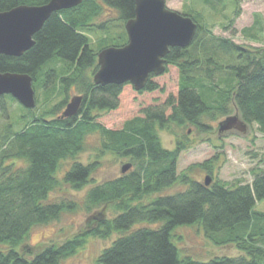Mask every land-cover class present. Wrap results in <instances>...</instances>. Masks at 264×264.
<instances>
[{
  "label": "trees",
  "instance_id": "1",
  "mask_svg": "<svg viewBox=\"0 0 264 264\" xmlns=\"http://www.w3.org/2000/svg\"><path fill=\"white\" fill-rule=\"evenodd\" d=\"M49 1L0 0V11ZM103 6L117 10L123 29L126 21L135 17V0H83L76 7L52 13L34 35L35 44L21 56L0 53V72L27 73L33 77L37 102L40 89L48 103L56 95L63 96V100L40 115L20 103L28 114L23 115L25 125L20 129H15L13 123L0 126V242L8 245L7 250H0V264H61L76 254L88 237L107 239L114 232L121 235L103 249L96 264H264V212L256 208L258 201L264 199V169L254 172L252 182L237 180L231 184L215 179L209 186L180 175L178 160L188 144L187 137L172 129L173 124L187 130L188 125L210 129L202 118L217 112L229 116L228 104L233 100L241 120L246 125L256 124L264 134V50H252L217 36L194 19L198 31L192 44L172 47L166 71L152 74L143 89L136 90L131 83L97 85L92 75L98 70V53L102 48L92 47L89 32L97 30L94 21ZM234 21L231 19L230 23ZM112 23L109 20L98 27L110 30ZM252 27L264 31L260 14ZM201 30L205 31L203 37ZM59 63L62 66L57 67ZM169 66L179 72L176 94L167 93L162 82ZM74 90L84 96L80 111L62 118L59 112L69 101V91ZM201 90L208 91L210 103L203 99ZM127 95L137 100L141 112L118 129L102 124L98 120L101 112H122L131 102ZM145 96H152L150 100L155 103L146 102ZM6 98L17 101L11 95H0V108ZM160 129L178 136L175 149L161 145ZM94 131L103 136L99 155L128 157L135 168L95 184L91 177L98 163L85 165L75 161L63 181L76 190L95 184L87 193L88 210L112 204L117 215L98 214L85 231L62 243H48L31 250L25 243L33 227L58 221L64 212L77 209L76 201L55 202L49 201V197L61 184L57 172L62 161L74 159L83 151L87 135ZM212 161L200 165L210 174ZM180 178L189 183L188 189L141 203ZM196 222L202 223L205 234L214 243L236 244L245 255L208 261L181 257L173 241L174 231L178 226ZM141 223L159 225L135 227ZM22 244L27 247L23 252L19 250Z\"/></svg>",
  "mask_w": 264,
  "mask_h": 264
},
{
  "label": "rangeland",
  "instance_id": "2",
  "mask_svg": "<svg viewBox=\"0 0 264 264\" xmlns=\"http://www.w3.org/2000/svg\"><path fill=\"white\" fill-rule=\"evenodd\" d=\"M165 1L168 8L185 15L190 14L200 25L210 29L217 36L230 38L235 43L252 50L257 48L264 50V31L260 32L258 29L252 27L257 14H260V18L264 22V0H210L208 3L205 0ZM237 10L239 11L238 15L236 13ZM118 16L117 10L103 6L101 15L94 21L97 24V27L94 29L97 30L89 32L93 48L100 50L103 47L121 46L127 43L125 42V28L123 29L121 26ZM231 19L235 20L234 23H230ZM109 20H113L110 30L98 27V25H102ZM200 34L202 37L205 36V31L201 30ZM54 66L52 64V67ZM60 66H62L61 63L57 65V67ZM169 68V73L161 80L164 86H166L167 93L176 94L178 91L179 72L174 66H169ZM200 93L203 99L210 103L208 91L201 90ZM75 95L83 94L75 90L69 91L68 100ZM37 96L39 98L37 106L30 109L37 115H40L54 103L63 100V96L56 95L50 103H48L49 101H44L45 95L43 89L38 90ZM125 97L131 102L126 104L122 112L118 111L117 114L110 115L108 112L102 111L98 120L108 128L118 129L123 127L127 119L138 115L141 112V108H139L140 104H138L136 99L133 101V97L130 95ZM150 98L152 96H145V100H148L146 102L155 103ZM228 108L231 112L230 115L239 116L238 109L233 100H230ZM25 109L18 101L6 98L4 107L0 108V126L13 123L15 129H20L26 122L23 119V115L27 114V110ZM61 111L59 112L60 114ZM225 118V116L218 112L214 115L210 114L203 117L202 123L210 128L207 130L194 125H188V130L177 127L174 124L172 125V129L178 135L183 137L186 134L188 143L182 148L179 155L178 174L187 175L190 179L204 182L206 176L211 177L212 175L211 183L215 179H218L233 184L237 180L252 182L255 176L254 172L259 173L264 169V134L259 131L256 124L246 125L244 131L233 128L221 132L219 130V123ZM159 135L161 145L164 148L173 150L177 147L178 136L172 133V131L160 129ZM102 141L103 136L100 131L89 133L84 142V150L74 159L62 161L57 172V177L61 184L50 194L49 201H76L78 207L73 211L64 212L58 221L33 227L25 243L30 245L31 250L36 251L39 249L38 247L48 243H62L67 238L85 231L89 227L93 217H96L98 214H100V217H113L117 215L118 210L112 204L100 205L92 210H88L86 205L87 193L95 184L120 177L123 173L122 167L125 164L131 163L132 169L135 168L132 160L128 157L112 153L99 155ZM210 159H213L212 174L200 166ZM75 161L85 165L98 163L91 177L95 181L94 185L88 184L84 188L76 190L63 181L65 173ZM188 187L189 183L180 178L172 186L164 189L159 194L144 198V201L142 200L141 203L147 204L156 196L174 194L184 191ZM256 208L264 212V199L258 201ZM158 225L141 223L135 227ZM120 235V233L114 232L107 239L88 237L76 254L64 259L61 264H96L95 261L103 249L111 246ZM174 235L173 241L177 245L181 257L190 256L201 261H208L220 256L238 257L245 255L236 244L217 245L214 243L205 234L201 222L178 226L174 231ZM25 244L20 246L19 250L21 252L26 250ZM7 249L8 245L0 242V250L5 251Z\"/></svg>",
  "mask_w": 264,
  "mask_h": 264
},
{
  "label": "water",
  "instance_id": "3",
  "mask_svg": "<svg viewBox=\"0 0 264 264\" xmlns=\"http://www.w3.org/2000/svg\"><path fill=\"white\" fill-rule=\"evenodd\" d=\"M83 0H50L42 5H18L0 11V53L21 56L34 44V35L43 27L52 13L76 7ZM128 41L121 46H109L98 53V70L94 83H131L136 90L143 89L152 74L160 75L167 69V55L172 47L185 48L192 44L198 23L191 17L167 7L165 0H135V17L125 23ZM33 77L27 73L0 72V95H11L25 108L36 107ZM83 95H75L67 103L62 118L78 114ZM233 128L244 131L246 124L238 115H229L219 123L221 132ZM132 164H125L126 173ZM206 176L205 184H211Z\"/></svg>",
  "mask_w": 264,
  "mask_h": 264
},
{
  "label": "bare ground",
  "instance_id": "4",
  "mask_svg": "<svg viewBox=\"0 0 264 264\" xmlns=\"http://www.w3.org/2000/svg\"><path fill=\"white\" fill-rule=\"evenodd\" d=\"M64 109H65V108H64ZM64 109H63V111H64ZM63 111H62V112H63ZM62 112H61V114H62Z\"/></svg>",
  "mask_w": 264,
  "mask_h": 264
},
{
  "label": "flooded vegetation",
  "instance_id": "5",
  "mask_svg": "<svg viewBox=\"0 0 264 264\" xmlns=\"http://www.w3.org/2000/svg\"><path fill=\"white\" fill-rule=\"evenodd\" d=\"M68 103V102H67Z\"/></svg>",
  "mask_w": 264,
  "mask_h": 264
}]
</instances>
